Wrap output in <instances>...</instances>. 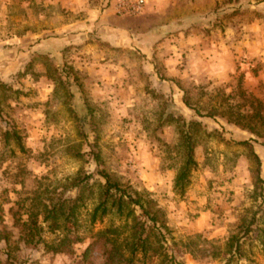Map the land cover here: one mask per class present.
<instances>
[{"label":"rangeland","instance_id":"obj_1","mask_svg":"<svg viewBox=\"0 0 264 264\" xmlns=\"http://www.w3.org/2000/svg\"><path fill=\"white\" fill-rule=\"evenodd\" d=\"M117 1L0 0V264H264V0Z\"/></svg>","mask_w":264,"mask_h":264},{"label":"trees","instance_id":"obj_2","mask_svg":"<svg viewBox=\"0 0 264 264\" xmlns=\"http://www.w3.org/2000/svg\"><path fill=\"white\" fill-rule=\"evenodd\" d=\"M12 136L18 142L19 138H18V136H16L14 134V132L12 133ZM182 138H183L182 141L184 143V149H185L184 164H183L181 170L177 173V175L174 178V185L183 181L185 179V176L187 175L188 170L195 166V163H194L193 158H192L193 148H192V145L190 142V137L188 136V134H184ZM101 177L104 179V194L107 195L110 191H114L116 193L121 192L120 187L117 184L111 183L109 181V178L105 174L102 173ZM121 195H124V194L121 193ZM134 205H137V204L135 203ZM97 209L100 210V213L102 214L104 212V202H101L94 209L93 213H95V211ZM116 209L118 212L121 209L119 202L117 203ZM139 209H141L140 206H139ZM142 215L147 216V213L145 211H142ZM48 217L52 218L55 216L53 213H48ZM148 220H152L151 217L148 218ZM235 251L237 252V249H234V252ZM133 254H134V250H131L129 255L132 256ZM106 256H107V258H106L104 264H134L130 258L122 259V258H120L118 253H115L113 251H109L106 254Z\"/></svg>","mask_w":264,"mask_h":264},{"label":"built area","instance_id":"obj_3","mask_svg":"<svg viewBox=\"0 0 264 264\" xmlns=\"http://www.w3.org/2000/svg\"><path fill=\"white\" fill-rule=\"evenodd\" d=\"M149 2L150 0H118L114 10L120 15H135Z\"/></svg>","mask_w":264,"mask_h":264}]
</instances>
